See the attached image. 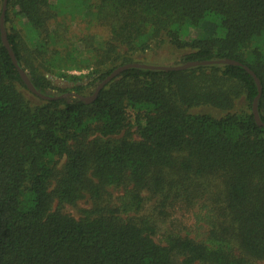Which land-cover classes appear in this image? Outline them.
<instances>
[{
    "label": "trees",
    "instance_id": "1",
    "mask_svg": "<svg viewBox=\"0 0 264 264\" xmlns=\"http://www.w3.org/2000/svg\"><path fill=\"white\" fill-rule=\"evenodd\" d=\"M83 12L105 38L76 36ZM5 29L19 67L56 99L27 89L0 31V264L264 263V127L244 67L131 68L91 104L71 96L167 50L175 66L252 70L264 123V0H8ZM86 199L79 218L64 211Z\"/></svg>",
    "mask_w": 264,
    "mask_h": 264
},
{
    "label": "water",
    "instance_id": "2",
    "mask_svg": "<svg viewBox=\"0 0 264 264\" xmlns=\"http://www.w3.org/2000/svg\"><path fill=\"white\" fill-rule=\"evenodd\" d=\"M7 6H8V0H3L2 13H1V17H0V31H1V38H2L3 45L7 49L14 66L18 69L22 81L25 83L27 89L31 93H33L34 95H36L42 99H50V100L56 99V98H48V97L40 94L36 90V88L34 87L32 82L30 81L26 72L22 68L19 67L16 56H15V54H14V52L10 46V43L8 41L7 32L5 29V17H6ZM210 65H229V66L244 67V69L254 78L256 85H257V88H258V96L254 100L253 107H252V113L254 115V118H255L257 125L260 127H264V123H262L260 116H259V111H258V102H259V99L262 95V86H261L260 80L255 75V73L252 70H250L248 67L244 66L243 64H241L237 61L230 60V59L219 60V61L189 62V63H185L182 65L171 66V67L148 66V65L136 64V63L127 64V65H124V66H121V67H118L117 69H115L108 77H106V79L104 81H102L98 85V87L95 89L94 93L91 96L82 97V96H78V95H74V94H72L71 96L80 99L81 101H83L86 104H91L98 98V95L104 89V87L106 85H108L115 78L119 77L123 72H125L126 70L131 69V68L149 69V70H157V71H165V72H179V71H186V70H189V69L195 68V67L210 66ZM68 96L69 95H65V96H63V98L68 97Z\"/></svg>",
    "mask_w": 264,
    "mask_h": 264
},
{
    "label": "rangeland",
    "instance_id": "3",
    "mask_svg": "<svg viewBox=\"0 0 264 264\" xmlns=\"http://www.w3.org/2000/svg\"><path fill=\"white\" fill-rule=\"evenodd\" d=\"M89 16L86 13L78 14L77 15V22L76 26L73 27V31L75 32L76 36H79L82 33H89L88 31L98 32V35L106 37V33L97 31L94 27L88 25L87 21H89ZM137 57V56H136ZM135 57V58H136ZM138 61L142 62L144 65L148 66H162V67H171L178 64L177 60L170 56L169 51L167 50H157L154 49L152 51L147 52L146 54L138 56ZM90 73V70H86L83 72H70L71 75H86ZM46 78L51 82L52 86L58 89H71L73 87V84L65 81L64 79L57 78L52 75H46ZM121 193L115 192L112 193L114 201H117L118 196H120ZM92 207V203L89 199L82 200L78 203L77 206H67L65 207L64 211L76 218H79L81 216L82 210H87ZM153 207V202H148L144 211L141 213V215H148L150 213H153V210L151 209ZM187 216H186V215ZM192 214H187L185 211L177 210L174 214V222L178 226L186 227L188 230H192L194 228V220L193 218L190 219L189 216ZM264 264V263H261Z\"/></svg>",
    "mask_w": 264,
    "mask_h": 264
}]
</instances>
